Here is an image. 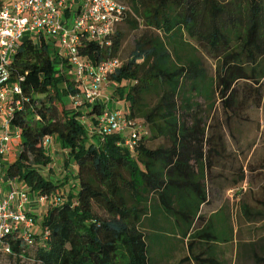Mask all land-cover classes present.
<instances>
[{
	"label": "trees",
	"instance_id": "16d2710c",
	"mask_svg": "<svg viewBox=\"0 0 264 264\" xmlns=\"http://www.w3.org/2000/svg\"><path fill=\"white\" fill-rule=\"evenodd\" d=\"M124 1L130 13L123 24L146 32L109 81L117 100L129 103L125 114L135 123L144 120L150 138L166 139V144L149 148L148 132L143 135L136 124L134 152L121 144V134L92 133L87 125L97 124L105 105H86V113L68 109L67 100L81 94L71 66L57 68L54 45L26 37L13 63L14 78H25L22 107L12 120L21 130V151L4 165L5 175L39 196L57 195L61 202L43 212L47 239L35 235L28 245L14 235L11 252L0 249V255L18 264L24 259L37 264H159L171 255L172 233L187 249L176 264H223L217 258L219 246L236 238L231 220L228 225L221 221L224 211L202 214L211 202L210 177L225 144L212 142L195 99L204 97L210 110L220 100L228 112L247 100L239 101V82L260 85L264 80V0ZM187 38L208 48L217 64L214 76ZM109 42L83 36L80 54L94 64L119 59L124 33L118 29ZM51 91L55 95L49 101L39 99ZM47 136L56 137L75 161L78 183L69 193L64 189L70 175L55 181L41 172L53 161L43 145ZM245 180L243 172L236 184ZM241 209L248 223H263L259 231L264 232V200ZM236 264H264V233L238 242Z\"/></svg>",
	"mask_w": 264,
	"mask_h": 264
},
{
	"label": "built area",
	"instance_id": "2783aa9c",
	"mask_svg": "<svg viewBox=\"0 0 264 264\" xmlns=\"http://www.w3.org/2000/svg\"><path fill=\"white\" fill-rule=\"evenodd\" d=\"M129 13L130 8L118 0H0V249L5 253L11 252L9 239L14 235L28 245L34 243L35 235H43L44 239L49 235L42 228L33 231L36 219L27 208L36 202L32 191L10 179V190L4 188V182L8 181L4 169L8 163L6 155L12 151L10 144L13 141H21V130L12 125V120L23 101L25 78H14L13 75L14 58L22 42L27 37L36 44L42 40L52 43L58 49L61 68L64 63L71 66L81 90V94L74 97L76 108L95 106L101 102L110 75L122 63L112 59L94 64L80 54L81 38L85 36L102 43L108 41L109 45V38ZM104 105L97 124L89 123L88 129L102 137L121 134V144L134 152L139 138L135 122L124 111ZM81 121L87 123L86 115ZM53 144L54 136L44 139L46 150L51 151ZM47 201L49 206H57L61 199L57 195H37V202Z\"/></svg>",
	"mask_w": 264,
	"mask_h": 264
},
{
	"label": "rangeland",
	"instance_id": "374dc122",
	"mask_svg": "<svg viewBox=\"0 0 264 264\" xmlns=\"http://www.w3.org/2000/svg\"><path fill=\"white\" fill-rule=\"evenodd\" d=\"M127 4L124 0H118ZM118 29L124 33V42L120 54L118 56L121 63H125L130 58L135 48L136 40L145 32V28L132 30L128 24H122ZM161 37L164 38L162 33ZM165 39V38H164ZM193 47L197 48V55L202 58L205 67L210 76H214L216 72V60L212 57L208 48L189 38L186 39ZM56 48V47H55ZM58 51V49L56 48ZM61 67V62L57 63V68ZM69 75L71 72L65 69ZM240 89L239 101L242 102L247 97L246 102L240 103L235 110L226 112L220 100H217L215 107L210 110V102L204 97H198L195 101L200 105L198 111L204 118L208 126V135L212 142H223L225 150L221 158H216L215 166L210 177L209 190L211 192V202L203 207L202 214L207 217L215 215L223 210L229 216L232 225L235 228L236 240L232 243L222 246V254L218 259L223 264H236L237 261V244L241 240H249L251 238L262 235L264 232L259 231L263 227V223H248L242 213V205L244 203L253 207H258V201L264 200V80L260 85L251 82H239ZM115 85L109 81L103 97L100 99L102 104H107L112 109H120L124 112L129 111V103L125 100H117L115 97ZM248 89H252L249 92ZM55 95L51 91V96L40 95L41 101H49V97ZM262 96V97H261ZM261 97V99H260ZM151 102H155V97L150 98ZM58 110L62 113V105L59 101L55 102ZM68 109L82 110L87 112V106L76 108L74 97L67 100ZM83 117V116H81ZM191 120V119H190ZM136 126L144 132L147 131V146L156 149L166 144V139H151L148 124L142 120H136ZM56 138V137H54ZM97 142V139H95ZM20 140L13 141L10 146L12 151L6 155L8 162H14L21 151ZM47 151H50L49 149ZM51 152V151H50ZM50 154V153H49ZM52 163L46 168H42L41 172L47 178L55 181L62 180L70 175V182L64 189L65 193L74 189V177L77 175V167L75 161H70L68 151L62 150L55 145L51 152ZM68 163V164H67ZM245 173L246 180L236 184L240 175ZM17 183H19L17 181ZM71 184V185H70ZM12 182L8 179L4 182L5 191L10 190ZM22 186V184L20 183ZM27 189V188H26ZM76 191L78 189L76 188ZM69 193V192H68ZM33 199L37 202V194L31 192ZM40 208H47L49 201L46 203L38 202ZM43 221V211H39L38 223L41 226ZM149 233V231L147 232ZM153 234V232L149 233ZM172 235V234H171ZM176 236L178 234H175ZM179 240L178 238H175ZM35 248L30 250L33 257ZM187 256V249L181 242H175L174 250L168 259L160 261L159 264H176L182 258ZM0 264H18L16 260L1 254ZM19 264H37L34 260L24 259ZM195 264V263H193Z\"/></svg>",
	"mask_w": 264,
	"mask_h": 264
},
{
	"label": "crops",
	"instance_id": "0c3cea01",
	"mask_svg": "<svg viewBox=\"0 0 264 264\" xmlns=\"http://www.w3.org/2000/svg\"><path fill=\"white\" fill-rule=\"evenodd\" d=\"M55 145H58L60 148H61V146H60V144L57 142V140H56V138H54V144H53V146H52V148H51V152H53V148H54V146ZM62 149V148H61ZM63 150V149H62ZM51 152H49L50 153V155H51ZM73 182H75V184H74V187L77 185V183H78V178H77V175H76V177H74V179H73ZM20 184V183H19ZM21 187H24V188H26L24 185H22ZM65 192V191H64ZM49 207V205L47 206V208ZM28 208V210H30L31 211V213L35 216V219H36V226L33 228V231L34 232H38L42 227L39 225V223H38V221H37V217H39V211H45L47 208H40V204L38 203V202H33L32 203V205H31V207H27ZM222 212H223V210H221ZM221 211H219V212H221ZM218 212V213H219ZM217 214V213H216ZM213 216V215H212ZM211 217V216H210ZM229 216L227 215V213H226V215H224V214H222V217H221V221L224 223H226L227 225L229 224L228 222H229ZM234 230H235V228H234ZM221 232L223 233V234H225L226 236H227V229H226V227L224 228V226H222L221 227ZM169 235V238H172L173 240V247H171L170 248V250H171V253H172V251L174 250V247H175V242L176 241H178L177 239H175V238H178V239H180V236L179 235H175V233H172V235L171 234H168ZM235 236H236V232H235ZM235 240H236V238H235ZM234 240V241H235ZM223 245H225V244H221L220 246H219V249H220V254H222V246ZM169 250V251H170ZM220 254H219V256L218 257H220ZM217 257V258H218ZM219 260V259H218ZM220 261V260H219ZM169 264V263H168Z\"/></svg>",
	"mask_w": 264,
	"mask_h": 264
}]
</instances>
